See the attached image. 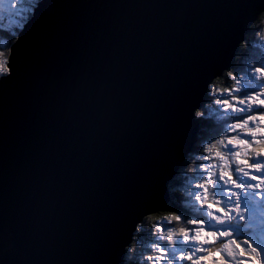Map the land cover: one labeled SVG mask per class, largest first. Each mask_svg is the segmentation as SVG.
<instances>
[{
  "label": "water",
  "instance_id": "1",
  "mask_svg": "<svg viewBox=\"0 0 264 264\" xmlns=\"http://www.w3.org/2000/svg\"><path fill=\"white\" fill-rule=\"evenodd\" d=\"M264 0H41L0 78V264H125Z\"/></svg>",
  "mask_w": 264,
  "mask_h": 264
},
{
  "label": "snow or ice",
  "instance_id": "2",
  "mask_svg": "<svg viewBox=\"0 0 264 264\" xmlns=\"http://www.w3.org/2000/svg\"><path fill=\"white\" fill-rule=\"evenodd\" d=\"M38 8L39 0H0V77L12 75L13 41ZM252 61L209 88L211 104L197 116L210 132L184 202L151 230L134 224L128 264H264V49Z\"/></svg>",
  "mask_w": 264,
  "mask_h": 264
},
{
  "label": "trees",
  "instance_id": "3",
  "mask_svg": "<svg viewBox=\"0 0 264 264\" xmlns=\"http://www.w3.org/2000/svg\"><path fill=\"white\" fill-rule=\"evenodd\" d=\"M258 29H264V13L261 14L257 18L256 22L252 25L251 32H249L246 35L245 41L243 43H241V45L239 47V52L236 55L234 62H235L236 58L238 60L242 59L243 61H245V67L253 62L252 57H254L257 54L258 49H262V46H264V39H262V37H264V30L258 31ZM5 39H7V37H5ZM14 42L15 41H13V44H14ZM245 45H247V46H245ZM0 47H3V46H0ZM4 48L5 49L7 48L6 44L4 45ZM240 56L244 57V58H240ZM232 70L233 69H231V68L228 69L227 72H225V75L221 78L216 79L212 83L211 86H220V87L225 86L226 80L228 78V74L231 73ZM207 93H208V96H207V101L205 102V105L200 110H198L197 112L206 108V104H211V101L213 98L209 95V90ZM197 112H196V115H197ZM199 119L201 121V126H200L198 142L195 145V149L192 153H190V155L185 160L184 164L182 165V167L180 168L178 173L175 175L174 179L169 184V192H170V195L173 198V200H172V202L168 203L167 207L163 211H161L160 213H158L156 215H151V219H149V217H147L145 219V229L146 230H151L150 229L151 223H153L156 220L164 217L169 211H174V210L179 209L180 206L184 202L183 186L185 183V177H186V175L191 174V170L196 166V164L200 163V161L195 160V157H196L195 154L201 152L200 146L207 139V137L209 136V132H210V126H209L208 122L204 118L199 117ZM189 227H191V226H189ZM140 247H141L140 245H137L138 249ZM127 250H128V248H127ZM126 255H127V251H126ZM128 260H129V257L125 256V264H128Z\"/></svg>",
  "mask_w": 264,
  "mask_h": 264
},
{
  "label": "rangeland",
  "instance_id": "4",
  "mask_svg": "<svg viewBox=\"0 0 264 264\" xmlns=\"http://www.w3.org/2000/svg\"><path fill=\"white\" fill-rule=\"evenodd\" d=\"M39 1H41V0H39ZM7 24H8V22L7 21H5V27H7ZM245 41V39L242 41V43ZM240 45H241V43L239 44V47H240ZM3 47H4V45H2ZM238 47V48H239ZM262 49H264V46H262ZM238 52H239V49H237V51L234 53V58H233V60L231 61V63H230V66H229V68L228 69H233L232 70V72L231 73H238V74H240V75H243V73H242V71H241V69L242 68H244L245 67V61H243L242 59H237L236 58V60H235V62H234V59H235V57H236V55L238 54ZM240 58H244V57H241L240 56ZM238 62V63H237ZM235 69V70H234ZM225 72H227V70H225L223 73H222V77L225 75ZM1 78V77H0ZM221 78V77H220ZM207 96H208V93H207V95H206V99H205V101H204V103L202 104V107L205 105V102L207 101ZM213 98V97H212ZM210 104H206V107L207 106H209ZM198 119V121H199V123L201 124V121H200V119H199V117L197 118ZM202 153L201 152H199V153H196L195 155H196V157L197 156H199V155H201ZM201 162V161H200ZM204 163H208V161H203ZM145 221V220H144Z\"/></svg>",
  "mask_w": 264,
  "mask_h": 264
},
{
  "label": "clouds",
  "instance_id": "5",
  "mask_svg": "<svg viewBox=\"0 0 264 264\" xmlns=\"http://www.w3.org/2000/svg\"><path fill=\"white\" fill-rule=\"evenodd\" d=\"M214 81H215V80H214ZM214 81H213V82H214ZM213 82H212V83H213ZM201 108H202V107H201ZM196 112H197V111H196ZM195 115H196V113H195ZM196 116H197V115H196ZM197 118H198V117H197ZM200 126H201V124H200ZM198 138H199V135H198ZM196 144H197V143H196ZM194 149H195V147H194ZM193 151H194V150H193ZM191 153H192V152H191ZM189 155H190V154H189ZM187 158H188V157H187ZM145 219H146V218H145ZM145 219H144V220H145ZM126 251H127V250H126Z\"/></svg>",
  "mask_w": 264,
  "mask_h": 264
},
{
  "label": "bare ground",
  "instance_id": "6",
  "mask_svg": "<svg viewBox=\"0 0 264 264\" xmlns=\"http://www.w3.org/2000/svg\"><path fill=\"white\" fill-rule=\"evenodd\" d=\"M127 256V255H126ZM127 259V258H126ZM127 262V261H126Z\"/></svg>",
  "mask_w": 264,
  "mask_h": 264
}]
</instances>
